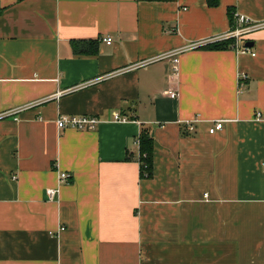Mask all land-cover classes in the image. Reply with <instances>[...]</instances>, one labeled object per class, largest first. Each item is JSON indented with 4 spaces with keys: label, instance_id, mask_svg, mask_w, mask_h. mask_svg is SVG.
<instances>
[{
    "label": "crops",
    "instance_id": "1",
    "mask_svg": "<svg viewBox=\"0 0 264 264\" xmlns=\"http://www.w3.org/2000/svg\"><path fill=\"white\" fill-rule=\"evenodd\" d=\"M230 10L264 21V0H0V264H264V28L255 54L191 47Z\"/></svg>",
    "mask_w": 264,
    "mask_h": 264
},
{
    "label": "built area",
    "instance_id": "2",
    "mask_svg": "<svg viewBox=\"0 0 264 264\" xmlns=\"http://www.w3.org/2000/svg\"><path fill=\"white\" fill-rule=\"evenodd\" d=\"M235 21L234 25L231 26V28L222 35H217L213 38L200 41L198 43L192 44L191 47H200L202 45H206L209 43L219 42V41H225L228 39H233L232 48H234L238 53H251V49L246 46L244 41L246 40V36L258 29L264 28V21H253L249 16L242 14V13H234ZM108 44L112 42L111 37H106L104 39ZM243 41V43H242ZM182 51V49L175 50L172 52L167 53L164 55V57H172L173 58V71L174 73L178 72V54ZM255 54L254 52H252ZM240 85H243V82H240ZM169 95L172 98L177 97V91L175 89H170L168 91ZM122 120L126 121L129 120L128 117H122ZM227 122V119H219L215 122V125H213L209 132L210 133H216L219 130H222L225 126V123ZM102 123V119L96 115H79V114H71V115H60L57 119V124L59 128H74L77 130H96L98 126ZM186 125L187 131L190 133L195 130V125L193 121H187L186 123H183ZM136 144L140 147V141L137 140ZM140 159V154H139ZM147 166L144 164V168ZM70 173L66 171H62L60 173V179L61 181L70 182L71 177ZM16 178V177H13ZM57 193L56 189H49L48 194L52 198Z\"/></svg>",
    "mask_w": 264,
    "mask_h": 264
},
{
    "label": "trees",
    "instance_id": "3",
    "mask_svg": "<svg viewBox=\"0 0 264 264\" xmlns=\"http://www.w3.org/2000/svg\"><path fill=\"white\" fill-rule=\"evenodd\" d=\"M148 1H162V2H169L175 0H148ZM210 6H217L220 0H207ZM230 14V21L231 26L234 25L235 16L232 10L229 11ZM80 42L73 41L74 50L78 53H86V52H94L92 49H84L80 46ZM233 39H228L225 41H219L214 43H209L206 45H202L201 47L211 48V49H226L232 47ZM181 130L184 135L189 134L190 132L187 131L186 125H181ZM140 147H139V154H140V162H141V177L142 178H150L153 176V156H154V135L152 133V129L146 126L142 127L140 136ZM144 164L147 166L144 168Z\"/></svg>",
    "mask_w": 264,
    "mask_h": 264
},
{
    "label": "water",
    "instance_id": "4",
    "mask_svg": "<svg viewBox=\"0 0 264 264\" xmlns=\"http://www.w3.org/2000/svg\"><path fill=\"white\" fill-rule=\"evenodd\" d=\"M245 45L249 47V46L252 45V42L247 41V42L245 43Z\"/></svg>",
    "mask_w": 264,
    "mask_h": 264
}]
</instances>
